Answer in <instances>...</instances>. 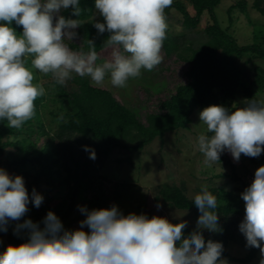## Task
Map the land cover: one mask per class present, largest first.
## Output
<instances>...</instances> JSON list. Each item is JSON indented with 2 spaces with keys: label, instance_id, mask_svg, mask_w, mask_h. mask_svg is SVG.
Instances as JSON below:
<instances>
[{
  "label": "clouds",
  "instance_id": "clouds-1",
  "mask_svg": "<svg viewBox=\"0 0 264 264\" xmlns=\"http://www.w3.org/2000/svg\"><path fill=\"white\" fill-rule=\"evenodd\" d=\"M172 3L173 0H95L104 23L96 22L94 27L100 34H110L106 44L113 48L111 59L97 65L99 57L93 41L89 40L88 53L69 47L80 22L58 16L61 9L69 6L79 16V0H0V119H6L9 128H21L33 117L35 100L46 94L43 87L33 84V72L27 67L30 57L32 68L51 74L60 85L75 73L90 77L96 86H103L108 76L113 86L124 88L129 78L141 75V69L153 70L163 59L161 50L168 27L165 10ZM13 21L22 26V35L10 27ZM199 119L212 133L210 137L203 133L198 137L205 165L219 161L224 151L236 161L241 154L258 157L264 151V101L251 100L232 111L211 105L199 113ZM90 158L95 159L94 151ZM242 199L245 217L239 230L247 246L259 248L264 257V166L255 171ZM31 200L39 208L43 197L33 189ZM29 202L23 178H12L0 169V230L6 231L3 226L9 220L23 217ZM194 204L200 212L198 229L218 231V214L214 211L217 198L207 185H202L194 196ZM44 223L43 230L31 220L19 225L31 229L30 239L19 246L9 245L0 254V264H225L220 259V242L206 243L198 230L183 238L187 221L173 224L159 216H125L113 206L87 212L86 219L80 222L81 230H63L51 211ZM85 225L90 232L82 230ZM260 264H264V258Z\"/></svg>",
  "mask_w": 264,
  "mask_h": 264
},
{
  "label": "trees",
  "instance_id": "trees-1",
  "mask_svg": "<svg viewBox=\"0 0 264 264\" xmlns=\"http://www.w3.org/2000/svg\"><path fill=\"white\" fill-rule=\"evenodd\" d=\"M190 3L194 14L182 1L173 0L171 7L165 10L167 24L172 8L181 13L183 27L187 30L198 27L207 14L205 41L196 45L185 35L170 33L167 27L161 51L166 58L185 65L186 80L177 83L173 89L166 88L161 93L163 96L158 98L157 107L144 116L136 108L127 106L110 89L94 85L88 76L74 75L60 85L48 74L45 77L49 80L44 83L46 94L35 100L34 115L30 120L16 129L9 128L6 119H0V169L12 178L21 176L30 198L27 213L18 221L9 220L3 226L6 231L0 230V252H4L8 245L19 246L29 241L30 235L26 233L31 229L18 227L25 221L31 220L39 230H43L49 211L59 218L66 231L69 220L74 218L81 193L85 194L84 209L88 212L109 209L111 201L123 199L131 184L117 182L111 191H107L108 179L102 174L103 166L113 151L138 152L157 138L163 139L168 133L188 129L192 116L208 106L219 105L232 111L246 106L251 100L260 101L258 94L264 92V67L257 66L253 78H248L240 62L245 57L248 62L264 61V26L255 27L251 44L241 45L229 32V27H224L218 18L216 10L222 0H190ZM79 7V16L74 14L71 6L60 11V16L66 20H78L81 24L74 30L77 36L68 42L69 47L88 53L91 40L99 58L111 59L113 48L106 44L110 34L107 31L100 34L94 27L96 22L104 23L100 14L96 17L95 0H79ZM237 7L247 14L245 1L238 2L230 10ZM253 7L264 16V0H255ZM10 27L18 36L23 34L22 26L14 21ZM31 59L28 58L27 67L36 80L35 71L38 70L32 68ZM51 104L61 105L60 113L51 111L54 117L62 119L55 132L47 128L44 118ZM36 132L44 138L42 147H38V142L32 138ZM23 133L26 136L21 139L11 141L8 138ZM211 135L208 133L209 137ZM8 147L16 148L18 155L7 159L5 150ZM92 151L95 159L90 158ZM260 156L264 163V151ZM219 162H226L233 170L236 169L225 151L221 153ZM42 188L43 200L37 208L31 200L32 192L35 189L38 194ZM210 192L217 198L214 211L218 214L219 230L212 232L187 225L183 238L198 230L206 243L212 240L223 245L221 260L251 263L259 248L249 247L248 254L241 258L227 251L229 242L239 232L236 220L245 217L242 195L222 188ZM156 199L171 208L194 211L198 218L200 216L184 185L164 184ZM139 210L140 214L151 218L143 207ZM122 214L128 215L126 212ZM170 222L177 224L181 221ZM1 239L5 242L1 243Z\"/></svg>",
  "mask_w": 264,
  "mask_h": 264
},
{
  "label": "rangeland",
  "instance_id": "rangeland-1",
  "mask_svg": "<svg viewBox=\"0 0 264 264\" xmlns=\"http://www.w3.org/2000/svg\"><path fill=\"white\" fill-rule=\"evenodd\" d=\"M176 1H182L192 14L195 13L190 0ZM240 1L246 2L247 14L243 13L238 7L230 10L232 6ZM254 1L222 0L216 10L223 26L229 27V32L237 38L241 45L251 44L255 27L264 26V16L253 7ZM98 15L99 12L97 10L96 17ZM58 16H60V12ZM58 16L54 17V23ZM208 17L205 14L198 27L187 30L183 27V16L181 13L172 8L167 24L169 32L175 35H185L187 39L198 45L205 41L204 30ZM161 55L163 59L158 66L151 71L141 69L139 77L129 78L127 87L113 86L108 76L105 78L103 87L110 89L127 106L136 108L144 116L148 111L157 107L158 98L163 96L161 93L165 92L166 88L173 89L177 83L186 80L185 65L166 58L162 51ZM106 60L99 58L96 63L99 65ZM259 65L264 67V61L254 60L248 62V58L245 57L240 62V66L248 78H253L255 68ZM35 72L36 80L38 79V81L33 80V84L44 88V83H47L49 79L39 71ZM74 75L77 74L72 73L71 77ZM258 96L260 101H264V92L259 93ZM51 111L56 114L60 113L61 105L51 104L50 108L44 113L47 128L51 132H55L62 119L54 117ZM200 112L197 111L192 116V123L188 129L168 133L163 139L157 138L141 151L129 153L125 150L117 149L111 153L102 169V174L108 179L106 183L107 191H111L113 185L117 182L130 183L131 187L123 199L117 202L111 201L110 208L115 206L121 213L140 215L139 209L143 207L151 218L159 216L168 219L169 222L187 221L189 227L198 228V217L194 211L174 209L156 199L160 188L164 184L184 185L187 195L191 199H194V196L201 191L202 185H207L209 191L222 188L242 195L244 190L253 182L255 171L260 166H264L261 156L248 157L241 154L240 159L236 161L230 152L225 151L227 157L236 165L235 170L226 162L217 161L211 166L205 165L204 156L198 148V137L202 133L208 135L209 132H207L206 126L199 119ZM25 136V133L14 134L8 138L14 141ZM32 138L38 142V147L43 146L44 138L39 132H36ZM17 155L18 150L16 148H6L5 157L7 159ZM234 177H238V179ZM38 194L43 197L44 188ZM84 196V193L80 194L75 207L74 218L69 220L66 231L81 230L80 222L86 219L88 212L81 211V208H84L86 204ZM157 204L161 205V207L157 208ZM243 221L244 219L236 220V225L239 226ZM82 230L90 232L86 225ZM205 230L209 231L208 229ZM30 233L26 234L30 235ZM3 242L5 241L1 239V243ZM227 251L239 258L248 254L249 247L247 246L246 237L240 230L235 238L229 242ZM0 254H3V252H0ZM262 258L264 257L259 251L255 260L249 264H260ZM222 260L225 261V264H241L231 262L228 259Z\"/></svg>",
  "mask_w": 264,
  "mask_h": 264
}]
</instances>
